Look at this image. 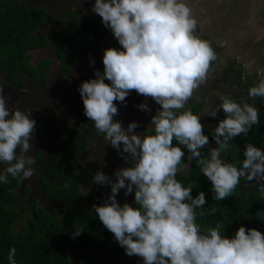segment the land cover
Returning a JSON list of instances; mask_svg holds the SVG:
<instances>
[{"label": "clouds", "instance_id": "1", "mask_svg": "<svg viewBox=\"0 0 264 264\" xmlns=\"http://www.w3.org/2000/svg\"><path fill=\"white\" fill-rule=\"evenodd\" d=\"M90 11L120 47L105 49L103 71L94 70L95 78L79 84L83 115L105 144L131 161V166L114 171L113 178L99 170L92 176L93 183L110 186L104 202L92 205L99 221L125 254L142 258V264H264V234L240 226L228 237L221 234L220 223L202 230L196 218L206 204L205 193L193 197L192 187L176 179L178 171L188 169L182 163L187 152L186 159L194 160L210 181L213 200L231 196L241 178L264 198V149L244 144L238 167L221 158L230 141L246 136L258 123V109L252 104L218 97V106L207 113L213 119L223 113L210 130L215 147L208 148L206 158L201 156L209 144L201 123L204 114H193L185 104L206 82L217 55L210 42L196 34L192 8L186 0H94ZM131 90L159 105L144 132L134 131L136 121L123 127L113 119L114 101L125 103ZM247 95L264 98V79L249 87ZM136 107L149 111L144 102ZM35 127L30 112L9 107L0 86V184L9 177L33 176ZM120 189L125 197L133 194V204L117 202ZM80 232L75 229L73 237ZM15 253L10 247L7 264H17Z\"/></svg>", "mask_w": 264, "mask_h": 264}, {"label": "trees", "instance_id": "2", "mask_svg": "<svg viewBox=\"0 0 264 264\" xmlns=\"http://www.w3.org/2000/svg\"><path fill=\"white\" fill-rule=\"evenodd\" d=\"M93 3L80 9L81 15L69 6L64 7L65 16L62 19L60 16L53 17L57 28L46 32L39 30L45 19L44 7L29 6L27 0H0V85L7 83L15 90H22L26 83H30L39 90L48 81L44 68L50 67L51 62L46 59L32 63L31 51L50 45L57 57L60 80L63 82L68 80L71 64L78 61L77 55L85 51L88 58L83 61V67L102 64L101 50L106 46L105 37L109 32L101 24V18L90 11ZM245 7L249 8L248 5ZM196 21L199 25L201 20ZM240 69L239 64L228 66L223 75L221 73L223 80L227 82L231 73L232 82L246 90L261 80L241 76ZM223 95L230 96L228 93ZM232 99L242 101L237 96ZM243 99L258 109L259 121L246 136H237L230 141L227 152H221L224 161L235 163L237 167L243 159L244 144L264 148V98L244 96ZM202 107V103L192 99L187 109L199 116ZM155 113L151 111L148 114V124ZM55 118V113L36 117L34 136H42L45 145L54 151H48L44 156L41 149H36L35 160L43 172L37 174L41 192L59 206L60 212L56 207H33L30 216L19 222L24 213V208L19 206L22 197L17 191L21 176L9 177L7 183L0 184V264H7L10 247L16 249L14 259L17 264H102L103 259L120 260L124 249L102 225L92 208L93 204L104 202L110 193V186L97 185L87 196L82 195L83 185L94 174L90 171V164L78 165L77 158L88 154L92 139L97 136L94 125L83 115V111L74 115L77 125L59 127L52 124ZM222 118L223 113L218 112L211 121L215 125ZM209 140L215 147L211 134ZM173 143H176L175 140ZM207 154L208 147H205L201 156L206 158ZM186 157L182 158V163H187L188 169L178 171L176 179L183 186L192 187L193 197L200 191L205 193L206 204L197 210L196 218L202 230L220 223L221 234L228 237L240 226L246 230L255 228L264 234V198L253 183L241 178L231 196L222 201L213 200L210 181L200 173L195 161ZM118 158L123 159L122 154ZM129 166L130 160L127 161ZM105 174L113 178L111 169ZM127 197L128 203L133 204V194ZM212 209L215 212L209 214ZM200 212L204 215H199ZM75 229L81 232L73 237Z\"/></svg>", "mask_w": 264, "mask_h": 264}, {"label": "rangeland", "instance_id": "3", "mask_svg": "<svg viewBox=\"0 0 264 264\" xmlns=\"http://www.w3.org/2000/svg\"><path fill=\"white\" fill-rule=\"evenodd\" d=\"M71 1L73 2L74 0H71ZM93 1L94 0H82V1H80L79 4H75V6L73 8H75V11L80 10L82 8L87 7ZM187 1H188V4L190 1L193 2V0H187ZM213 1H214V3H216V5H221L223 3V2H221V0L219 3H217L216 0H213ZM228 1H229L230 5H233V6L235 5L234 10L231 8V6H228V7H226V9H223V12L221 14L216 13V12H214V14L215 15H217V14L222 15L226 12L227 15H232L235 12L237 13L238 10L240 9V8H238V6H239L238 1L239 0H228ZM258 1L261 3V6L264 5L263 0H258ZM69 2H70V0H29L28 4L31 6L39 5V6L44 7L46 9V14H45L43 28L46 30H55L57 28V24H56L55 19H53V17L54 16H60L62 19L65 16L64 12H63V8L66 6H71V4H69ZM216 5H214V6H216ZM236 8H238V9H236ZM200 10H202V8ZM262 11H263V9H261L257 6L252 7L253 15L256 14L257 12L262 13V16L258 17L259 19H257V18L253 19L254 23H263L264 22V15H263ZM79 14L81 15L80 11H79ZM192 14L196 19H199V21L201 20V18H203V19H207L208 17L211 18V16H208L207 18H205L207 15L205 13H203V11H201V12L197 11V12L192 13ZM250 18H249V16H247V18H245L246 19L245 22L244 23L241 22V23H243V25H242L243 28ZM198 27H199V29H196V34L204 39V36H203L204 32H205L206 36H208V35H211L213 37L215 36L216 30L218 29V24L213 25L210 28V30H208L209 26L206 27L205 25H202V23H201V25L199 24ZM247 27H248V25H247ZM204 30H207V31H204ZM261 31H262V29L259 31L258 40L262 36H264V33L262 35H260ZM108 32H109L108 35H106V37H105L106 46H104L102 48L101 54H103V51L107 48H110V47L119 48L120 47V45L118 44L116 39L112 36L110 29H108ZM207 40L210 42L209 39H207ZM258 42L259 41H256V44ZM210 44H211L213 50L215 51V53L218 54L217 60L213 61L211 63L209 71H208V76H207L206 82L204 84H202L199 88H197L194 91L193 96L189 99V100L193 99L194 101H202L203 102V108H201V110H200L201 113H199V114L200 115L202 113L204 114L201 116V123H202V125H204L203 131H204L205 135H206V132L208 133V135L211 134L210 130L215 126L212 123L211 118L207 116V113L218 106V104L220 103L218 97L220 95H223L224 93H228L230 95V97H232V98L234 96L242 98L241 99L242 101H244V99H243L244 96H248L246 89L242 88L241 85H239V84H234L231 81V78H230L231 76L229 78L227 77V82H225L223 80L222 75H221V70L224 69V66H221V65H224L222 63L228 64L229 62H234L233 66H235L236 61H229V59L227 58V54L225 52H223V51L218 52L217 49L215 50L216 47H220V50H221V47H224V45H222L221 41H217L215 43V45H212V43H210ZM52 50L53 49H48L47 51H43L41 53H35V55L33 56V59H31V61L33 63H35L36 61H34V59H38L41 56L42 57H45V56L52 57V53H51ZM78 58H79V60L75 64H71V67H70L71 71H69V73L67 75V78H68L67 81L68 82L67 81L66 82L69 85V91L68 92H66V90L64 91V89H65L64 83H63V81L59 80L60 79V70L58 71V69L54 66L55 64L50 66V67L44 68L45 73L48 75V81L46 83L47 87L45 89L48 90L49 92L51 91L52 94H54L55 90H57L58 94L61 93L62 95H64L63 100L59 99L58 101L54 102V105L55 106L57 105L56 107L60 106L61 111L65 112V114H64L65 117H63L61 121L56 119L54 122V124H59V126H62V127H65L67 125H77V122L74 119V115L83 111V104H82L80 95L77 91L79 84L82 81H85V80H88L91 78H95L94 77V70H98L101 72L103 71V65L102 64H100L98 66H93L92 64H89L87 67H83V61L88 58L86 51L84 52L83 55H78ZM218 62H219V65H217ZM263 62H264V59H263ZM242 72L243 71L240 72L241 76L243 75ZM229 75H231V73H229ZM229 80L231 81V83L228 82ZM105 83H108V81L106 80ZM189 100L186 102L185 108L189 107ZM142 102H144L148 105V108H149L148 112H144V111L137 109L136 105H138ZM114 103L117 106V114L113 117V119L121 121L123 127H127V124L129 122L136 121L138 124V127L134 130L136 132H144L145 129L149 126V124L146 122L148 113L153 111V110L159 109V105L155 104L150 97L145 98L141 95H138L135 92V90L130 91L129 95L126 97L125 103L121 104V103H118L116 101H114ZM8 105L10 108H17L16 103L8 102ZM35 108H37V106ZM25 110H27V109H25ZM27 111L32 113V115H34V114L47 115V114H50V112H51V110L43 111L42 109L39 110V108L38 109L29 108V110H27ZM33 119H35V121H36V117L35 118L33 117ZM206 146L210 147L211 146L210 142ZM45 149H48V148H45ZM48 150H50L52 152L54 151L51 148ZM120 155H121V153H118L110 145L105 144V142L103 141L102 135H98L96 138L93 139L92 146L89 147L88 155H81V156L79 155L78 156L77 164L78 165L90 164L91 165L90 170L92 172L93 171L96 172L98 170L105 172L108 168H112V167H116V169L119 168L118 165H120V163H121V165H123V163L120 161L121 159L118 158ZM124 155H126V154H124ZM35 171H40V170L35 169ZM29 180H31V179H29ZM29 180L24 181L25 182L24 190H27V191L30 190ZM33 182H34L33 183L34 187L39 189L38 183L36 181H33ZM95 185H96V183H93V181H90V182L84 184L83 185V194H82L83 197L87 196L88 193L92 192ZM118 197H119V203L120 204H122L124 202L128 203V201H129L128 197L124 196V190L120 193V195H118ZM32 200H36V196H34L32 199L30 198L29 200L23 199V201L19 204L20 207L24 208V213H23L22 217L19 219V222H23L27 217L30 216V214H31L30 201H32ZM47 204L48 203H46V201L44 199H42V202H40V204H38V206H45ZM34 207L36 208L37 206L34 205ZM102 264H142V258L137 257L136 255L128 256L125 254V252H123L120 260H105V259H103Z\"/></svg>", "mask_w": 264, "mask_h": 264}, {"label": "flooded vegetation", "instance_id": "4", "mask_svg": "<svg viewBox=\"0 0 264 264\" xmlns=\"http://www.w3.org/2000/svg\"><path fill=\"white\" fill-rule=\"evenodd\" d=\"M28 2H29V0H27V4H28ZM186 2L188 3L187 0H186ZM213 2H214L213 0H199V3H197L196 0H193V2H191V1L189 2V6L192 8V13H195L197 11L198 12H201L200 9L202 8L203 9V13H205L208 16V14L211 12L210 9H212L213 7L210 8V9H207V8L211 7L210 4L213 5ZM241 2L247 4L249 6L250 10H252V7H254V6L256 7L257 6L258 0H239L238 1L239 5H240ZM228 5L231 6V8L233 10L235 9V5L233 6V5H230L229 3H228ZM236 9H238V8H236ZM77 11L76 12L78 14H79V11L82 13L81 10H77ZM63 12H65L64 8H63ZM244 12L247 13L249 11L248 10H241V9H239L237 13L235 12L232 15H227V13H226L224 15L225 16H228L227 19H229V23L230 24H233V27L236 28L234 30H237L238 32L241 29H243L242 25H243V23L246 20L245 18H247V16H249V18L251 17V20L248 21V23H249V26H248L249 34L247 35V37L245 39L247 41H250V39H252V36H256V38H254V39H257L258 38L257 35L254 34V31H255L254 28L256 26H255V24L253 22L254 21L253 19H254L255 15H253V14H250L249 15V13H248V15L246 16V14ZM241 22H243V23H241ZM43 24H44V22L40 26V31H46V32L51 31V30L44 29L43 28ZM197 27H198V25H197ZM197 27H196V29H199V27L198 28ZM225 32L226 31H224L223 33L221 32L220 34H215L214 37L211 36V35L206 36V34L204 32V35L203 36L205 37V39H209L211 37V40L210 39L209 40H210V43H212V45H215V43L217 41H221L222 42V45H225V43H226V46H227L229 42H227V39L228 38H226L227 35L225 34ZM223 39H224V41H223ZM254 39H252V41ZM252 41H251V43H252ZM48 49H53V47L50 45V46H48L46 48H39V49H36V50H32L31 51L30 61H31V59H33V56L35 55V53H41L43 51H47ZM216 49L218 50V52L219 51L225 52L227 54V58L229 59V61H240L241 60V58H239L238 56H236L234 52L227 51V47H221V50H220V47H216L215 50ZM51 53H52V57H49V56L42 57L41 56L38 59H34V61H36L35 63H37L38 61H43V60L49 59L50 62H51V66L55 64L54 66L59 71V63H58L57 57L55 55L54 49L52 50ZM83 54L84 53H81L79 55H83ZM216 55L218 56V54H216ZM77 59L79 60V58H77ZM222 64H224V65H221V66H224V69L221 70V73L223 75V73L225 72V69L228 66L233 65L234 62H229L228 64H226V63H222ZM217 65H219V62L217 63ZM70 71H71V68H70ZM229 77L231 78V81H232V78H233L232 77V74L231 75L228 74V78ZM258 79H264V76H262V77H260ZM231 81L229 80L228 82L231 83ZM67 82H63L64 83V88H65L64 91L66 90V92L69 91V85H68ZM0 86L3 87V92H4V95L8 98V102L16 103L17 108H20L21 110H25V109L29 110V108H31V109H38L39 108V110L42 109L43 111L51 110L50 114H47V115H41V114H34V115H32V113H31L32 118L33 117L35 118L37 116L47 117V116H49L51 114H54V113L56 114V118L54 120L57 119V120L61 121L62 118L65 117V115H64L65 112L64 111H61L60 106L56 107L57 105L56 106L54 105V102L55 101H58L59 99H62L63 100L64 99L63 98L64 95H62L61 93L58 94L57 90H55V93L52 94L51 91L49 92L48 90L45 89L47 87L46 84H44L39 90H37L36 88H34V86L32 84H30V83H26L25 88L22 89V90H15L12 87H9L7 85V83H1ZM36 106H37V108H35ZM54 122L52 124H54ZM55 125L56 126H59V124H55ZM59 127H61V126H59ZM98 135H100V134H97V136ZM96 137H94V138H96ZM93 139H92V143H93ZM92 143L90 144L91 146H92ZM31 144H32V149H31V153L30 154L33 155L34 158H35V151H36V149H41V154L44 155V156H46L47 155V152L50 151V150H48V149H50L49 146H46L45 145L44 139H43L42 136H34ZM45 148H48V149H45ZM26 154H28V153H26ZM120 161L123 163V165H121V163H120V165H118L119 168L127 167V161H125L124 159H121ZM33 168L39 169L40 171H35L34 174H33V176L30 178L31 180L28 179L29 180V185H30L29 186V188H30L29 191H22V190H24V185H25V182L24 181L25 180H23V179L20 180L19 188L17 189V191H18V194L22 197L21 202L23 201V199H28L29 200L30 198L32 199L34 196H36V200L30 201V207L31 208H33L34 205L37 206L36 208H38V207H41V208L56 207L58 209V211L60 212L59 206H57L55 203H53L50 200L49 196H46V195H44L41 192V188H40V185H39L38 180H37V174L38 173L43 174V172H42L41 168L39 167V165L37 164L36 160H35V164L33 165ZM119 168L116 169V167H112V168H108V169H111L114 172L116 170H119ZM105 172H103V173L105 174ZM94 173H95V171H93V174ZM33 181H36L38 183L39 189H37V188L34 187V184H33L34 182ZM90 181H92V179ZM97 185L98 184H96L95 186H97ZM122 191H123V189H120L118 191V194L116 196V199L118 201H119L118 195H120V193ZM42 199H44L46 201V203H48V204L45 205V206H38V204H40V202H42Z\"/></svg>", "mask_w": 264, "mask_h": 264}, {"label": "crops", "instance_id": "5", "mask_svg": "<svg viewBox=\"0 0 264 264\" xmlns=\"http://www.w3.org/2000/svg\"><path fill=\"white\" fill-rule=\"evenodd\" d=\"M80 1L82 0H74L73 2L70 0L69 4H71V6H69V8H72L75 10V8H73L75 6V4H79ZM221 2H223L221 5H216L213 6L210 4L211 7L207 8L210 9L211 12L208 14V16H211V18H209L208 16H206L205 18L207 19H203L201 18L200 21V25L202 23V25H205L206 27L209 26V29L213 26V25H217L218 24V29L216 30L215 34H220L221 32L223 33L224 31L225 34L227 35L226 38L228 45L226 46V43L224 45V47H227V51L230 52H234L236 56H238L239 58H241L240 61H236L235 64H239V66H241V70L243 71V76L245 75L246 77H256V78H260L262 76H264V36H262L259 40L254 39L256 38V36H252V39H254L252 41V39H250V41H247L245 38L247 37V35L249 34V29L247 27L248 21L251 20V18L247 21L245 27L243 29H241L239 32L237 30H234L236 28L233 27V24L229 23V19L228 16H225L224 14H226V12L222 15H215L214 12L221 14L223 12V9H226V7H228V0H221ZM29 5V4H28ZM31 6V5H29ZM35 6V5H33ZM245 3H240L239 7L241 10H248L249 15L253 14L252 10H250V8H246ZM257 7L263 9V15H264V5L261 6V3H259V1L257 2ZM255 15V19H259L258 17L262 16V13L257 12ZM255 24V28H254V34L257 35L259 34V31L262 29L260 35H262L264 33V22L263 23H254ZM247 27V28H246ZM40 30V28H39ZM207 31V30H204ZM238 32V33H237ZM237 33V34H236ZM211 40V37L209 38ZM224 41V39H223ZM252 41V43H251ZM256 41H259L256 44ZM251 43V44H250ZM78 58V55H77ZM208 97V96H207ZM205 98V97H204ZM206 99V98H205ZM196 102H200L203 104L202 101H196ZM203 108V107H202ZM153 111H157V110H153ZM150 113V112H149ZM148 113V114H149ZM201 113V112H200ZM200 115V114H199ZM212 119V118H211ZM210 142V140H209ZM210 147H214V145L212 144V142H210ZM208 147V146H206ZM209 148V147H208ZM264 149V148H263Z\"/></svg>", "mask_w": 264, "mask_h": 264}, {"label": "water", "instance_id": "6", "mask_svg": "<svg viewBox=\"0 0 264 264\" xmlns=\"http://www.w3.org/2000/svg\"><path fill=\"white\" fill-rule=\"evenodd\" d=\"M263 2H264V0H263ZM214 3V2H213ZM214 5H216V3H214Z\"/></svg>", "mask_w": 264, "mask_h": 264}]
</instances>
